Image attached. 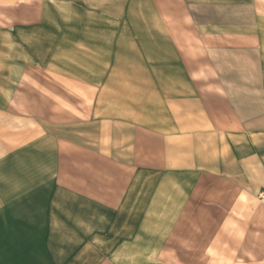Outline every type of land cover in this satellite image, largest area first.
<instances>
[{"label": "crops", "instance_id": "1", "mask_svg": "<svg viewBox=\"0 0 264 264\" xmlns=\"http://www.w3.org/2000/svg\"><path fill=\"white\" fill-rule=\"evenodd\" d=\"M60 1L86 10L89 18L140 17L132 13L142 1L149 10L159 3L162 19L191 20L188 30L207 63L191 60L187 78L196 84L208 124L188 132L178 111L180 117L169 127L101 118L98 100L106 74L89 78L88 73L54 71L44 76L55 87L45 92L46 111L29 113L16 143L0 157L23 158L11 185L0 186V264H132L137 211L143 219L155 193L172 178V168L183 165L189 139L199 147L194 164L187 166L193 182L185 190L180 176H174L187 199L198 195L206 180H211L206 190L213 201L231 202L233 196L264 188V0ZM120 29L79 33L119 35ZM164 33L176 51H183L180 31L165 26ZM117 40L96 37L95 48L112 52ZM79 46L89 49L82 42ZM178 62L184 65L182 56ZM249 68L254 69L250 74ZM206 83L211 90L202 87ZM248 83L256 84L254 90L248 91Z\"/></svg>", "mask_w": 264, "mask_h": 264}, {"label": "rangeland", "instance_id": "2", "mask_svg": "<svg viewBox=\"0 0 264 264\" xmlns=\"http://www.w3.org/2000/svg\"><path fill=\"white\" fill-rule=\"evenodd\" d=\"M51 1L0 0V157L16 143L24 118H31L29 113L35 110L46 111L45 92L55 87L44 76L54 71L88 73L89 78L106 74L98 100L101 118L169 127L180 117L175 115L178 111L183 114L181 127L188 132L208 124L205 108L197 100L196 84L187 78L191 60L207 63L206 52L196 50L195 36L188 30L191 20L162 19L159 3L154 2L150 10L142 1L135 3L132 14L140 17L105 20L86 17V10L64 7L60 0ZM165 26L182 33L184 49L180 53L164 33ZM100 27H121V32L79 33ZM128 30L136 33L128 34ZM96 37H117L119 44L103 53L95 48ZM81 42L89 49L79 46ZM179 56L183 66L176 63ZM253 70L249 68L248 74ZM247 85L250 92L256 84ZM202 87L211 90V83ZM60 106L55 104V108ZM188 144L183 165L172 168V178L155 193L143 219L137 211L132 264H264V188L252 195L233 196L231 202H219L211 200V191L206 190L211 180H206L198 195L187 199L186 191L181 193L177 186L184 184L186 190L193 182V170L187 166L194 164V151L199 148L192 139ZM22 160L0 158V186L11 185L14 169L22 168ZM175 174L180 176V184Z\"/></svg>", "mask_w": 264, "mask_h": 264}]
</instances>
